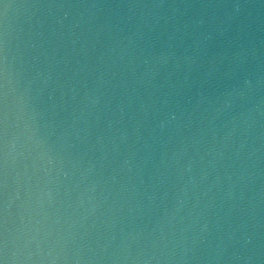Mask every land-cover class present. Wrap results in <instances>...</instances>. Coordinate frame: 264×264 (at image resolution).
Returning a JSON list of instances; mask_svg holds the SVG:
<instances>
[{"label": "water", "instance_id": "obj_1", "mask_svg": "<svg viewBox=\"0 0 264 264\" xmlns=\"http://www.w3.org/2000/svg\"><path fill=\"white\" fill-rule=\"evenodd\" d=\"M0 264H264V0H0Z\"/></svg>", "mask_w": 264, "mask_h": 264}]
</instances>
